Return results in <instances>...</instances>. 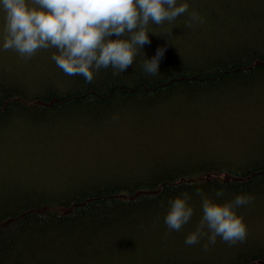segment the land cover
Masks as SVG:
<instances>
[{
    "label": "trees",
    "instance_id": "1",
    "mask_svg": "<svg viewBox=\"0 0 264 264\" xmlns=\"http://www.w3.org/2000/svg\"><path fill=\"white\" fill-rule=\"evenodd\" d=\"M184 2L177 0V6ZM243 2L188 0V12L167 22L174 28L186 25L183 33L150 23L160 39L152 37L125 72L113 75L111 67L100 69L91 83L64 72L62 78L44 72L33 83L26 74L0 72V158L9 157L4 147L24 146L30 170L42 148L50 153L58 143L73 144V153L92 145L101 152V143H119L128 150L127 134L145 135L157 127L168 135L195 132L193 118L201 115L197 108L210 104L207 98L215 95L208 91L243 92L260 86L255 81L264 75V22L239 17ZM204 11L205 24L191 21V13ZM189 23L193 26L187 27ZM172 34L176 38L168 40ZM158 48L165 50L159 72L149 75L142 64ZM228 158L233 160L210 165L186 155L138 176L132 161L111 174L106 169L85 172L87 180L74 184H44L36 180L38 175L0 172V264H264V234L258 230L246 234L257 246H228L219 260L205 250L208 240L200 248L182 249L171 261L155 252L153 244H134L133 238L144 233L135 224L167 214L169 201L183 193L189 194V205L202 209L198 190L220 204L237 195L251 197L235 211L253 215L256 223L264 215V151L245 165L239 163L246 159ZM217 191L223 195L217 197ZM253 229L259 228L254 224Z\"/></svg>",
    "mask_w": 264,
    "mask_h": 264
},
{
    "label": "rangeland",
    "instance_id": "2",
    "mask_svg": "<svg viewBox=\"0 0 264 264\" xmlns=\"http://www.w3.org/2000/svg\"><path fill=\"white\" fill-rule=\"evenodd\" d=\"M28 3L31 4V0H28ZM184 3L188 4V0H185ZM241 5L244 10L240 11L239 17L250 20L257 18L264 22V0H244ZM225 6L220 7L224 8ZM205 13L208 14L204 11L199 15V21L204 24V20H206ZM165 22L163 24L169 30H177L179 33L185 31L186 25H178L174 28L169 27L167 21ZM150 27L151 25H149V41L152 37L159 40L160 35ZM4 28L5 17L2 3H0V72L26 74V76L31 77V83L37 80L36 76L42 77L44 72L47 71L57 73L61 78L64 76L62 74L63 70L51 59L53 53L57 51L54 48L38 50L31 58H22L15 50H4ZM157 28L164 31L160 25H157ZM172 35L173 37L167 36V39L176 38L174 34ZM110 38L115 39L116 37L112 36ZM145 46L146 44L142 48ZM7 60L9 62H6ZM259 84L257 90H253L254 87L252 86L243 92L238 90L227 92L220 90L208 91V93L217 96L209 95L207 99L211 103L207 105L205 102L206 105L197 108L201 115L193 118L196 125L195 132L181 131L168 135L169 132L157 127L145 135L127 134L124 142L128 143V150L123 149L122 144L119 143L114 145L101 143V152L96 151V146L92 145L79 153H73L72 150L69 151L74 146L73 144L58 143L49 148L50 153L47 152L48 148H42L32 159L30 170L27 166V154L24 146H18V150L4 147V151L9 153V157L7 159L0 158V172L6 171L5 173L8 176L11 175V172L23 173L24 177L28 174H34L35 176L38 175L39 178L36 180L39 182L45 184L48 181L51 185H56L61 182H70V184L85 182L87 180V176L83 174L85 172H87L85 173L87 175L98 174V171L104 169L108 174L118 172L116 169H120L125 166V163L132 161L133 163L136 161L133 169H135L134 172L138 171L136 175L138 176L149 167L156 164L172 163L179 157L186 155L195 159L197 163L209 162L210 165L225 159L233 160L228 158L232 156L236 157L234 160L237 161L246 159V161L239 163L245 165L248 163L247 160L255 158L264 151V75L256 79L255 85ZM217 101L218 104L215 105L214 103ZM200 153L210 157L206 159L199 156ZM18 169L21 171H18ZM79 175L82 176L78 181L76 177ZM190 206L194 207L192 204ZM200 213H202V209L198 211L193 208V215L189 222L179 231L170 230L165 224L167 214H163L161 217H144L135 224L138 231L143 229L144 233L139 231L141 235L139 238H133L134 244L143 248L145 243L148 245L153 244L154 247L151 248L164 259L168 261L176 259L179 251L194 247V245H187L184 240L188 234L195 231L201 219ZM241 216L246 225V232L256 233L258 230L264 234V215L256 223L252 222L256 218L253 215ZM254 224L261 230L253 229ZM217 239H220V237H217ZM203 240H208L207 236L199 240L200 242L197 243L198 248L204 245ZM252 242V239L250 240L246 235L241 243L221 244L220 241H216L215 244L208 243L207 248L213 251V254L209 257L219 260L220 252L228 246L237 248L243 243L258 245V243ZM188 257L189 255L186 256V258Z\"/></svg>",
    "mask_w": 264,
    "mask_h": 264
},
{
    "label": "clouds",
    "instance_id": "3",
    "mask_svg": "<svg viewBox=\"0 0 264 264\" xmlns=\"http://www.w3.org/2000/svg\"><path fill=\"white\" fill-rule=\"evenodd\" d=\"M5 17L4 50H15L22 58H31L38 50L54 48L51 59L66 75L82 76L91 83L94 72L111 67L113 75L125 72L141 54L148 39L149 25L171 23L188 12V4L177 0H0ZM192 22L199 15L190 14ZM189 23L187 27H192ZM115 36V39L110 37ZM158 48L151 59H145L143 71L149 75L159 72L164 54ZM202 196V216L192 233L185 238L187 245H195L207 236L215 244L217 237L229 244L243 241L246 225L236 208L250 203L251 197L237 195L223 204ZM223 193L217 191L216 196ZM183 193L169 201L165 224L179 231L193 215ZM207 229V231H205ZM207 250V244L204 246Z\"/></svg>",
    "mask_w": 264,
    "mask_h": 264
}]
</instances>
